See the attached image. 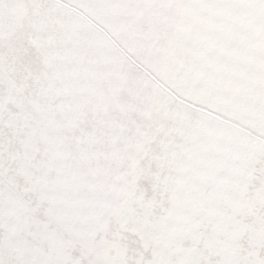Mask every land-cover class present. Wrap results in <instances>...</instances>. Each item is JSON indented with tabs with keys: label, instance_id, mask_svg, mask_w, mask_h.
Here are the masks:
<instances>
[{
	"label": "snow or ice",
	"instance_id": "1",
	"mask_svg": "<svg viewBox=\"0 0 264 264\" xmlns=\"http://www.w3.org/2000/svg\"><path fill=\"white\" fill-rule=\"evenodd\" d=\"M0 264H264V0H0Z\"/></svg>",
	"mask_w": 264,
	"mask_h": 264
}]
</instances>
